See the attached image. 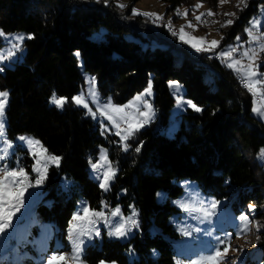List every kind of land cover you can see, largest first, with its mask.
<instances>
[{"label":"trees","instance_id":"16d2710c","mask_svg":"<svg viewBox=\"0 0 264 264\" xmlns=\"http://www.w3.org/2000/svg\"><path fill=\"white\" fill-rule=\"evenodd\" d=\"M137 1L129 0L121 8L112 0L107 5L104 0H0V30L33 37L23 41L21 59L0 71V89L9 93L7 137L32 135L48 154L60 158L44 183L45 198L51 201L36 206V217L54 223L65 239L79 199L91 209L100 208L102 201L111 208L118 205L124 214L132 205L138 212L136 234L125 241L103 238L100 244L87 245L84 260L175 264L176 232L167 218L176 208L170 199L183 191L178 180L191 179L201 192L225 200L235 211L254 205L252 218L260 225L255 249L264 264V159L259 156L264 149V120L253 114L254 96L233 69L211 57L242 31L264 0H249L240 9L215 52H195L163 24L133 15L131 2ZM161 1L168 8L192 3ZM197 1L217 4V0ZM258 69L264 72V51ZM85 77L95 78L101 100L117 104L129 101L151 82L155 116L135 131L126 150L117 135L102 132L99 113L72 100L87 88ZM172 80L182 84L183 96L201 110L186 105L168 135L171 109L178 99L169 86ZM53 93L65 99L61 108L51 103ZM101 146L117 168L108 191L87 170ZM21 151L25 153L21 164L30 171L32 159L26 149ZM62 176L68 180L64 186ZM158 190L165 192V202L156 200ZM153 225L158 233L149 232ZM34 234L35 254V246H40L35 229ZM130 249L136 255L132 262L127 258Z\"/></svg>","mask_w":264,"mask_h":264},{"label":"rangeland","instance_id":"374dc122","mask_svg":"<svg viewBox=\"0 0 264 264\" xmlns=\"http://www.w3.org/2000/svg\"><path fill=\"white\" fill-rule=\"evenodd\" d=\"M112 1H115L119 5H127L129 2V0H112ZM190 1H192V3H190L191 4L190 7L188 5H182L180 7H175V8H168V6L170 5L164 4V2L161 0H139L136 3L131 2V4H133L132 9L135 8L140 13H144V12L157 13L163 16L162 20H159L156 22H154V18H151L153 19L152 22L155 24H163L165 26L169 23V21H171V28L174 29L177 34L173 35V32L169 29V27H165V28L170 32L171 35H173L177 39L180 40L179 33L181 30V27L185 26L184 27L185 33H188L197 38H205V46H207V43L211 42L212 40L220 41V44H222V38L224 36V32L227 31L228 26H230V25H227V26L221 27L222 24H224L226 20L234 21L235 17H237V15L239 14L240 9L243 8L246 5V3H248L249 0H244V3H240V0H217L216 2L217 4L215 5H211L207 2H202V1H197V0H190ZM198 4L200 6L196 7ZM262 8H264V3H259L258 13L256 15H253L248 20V24L242 29L241 32H237V34L234 37H232L230 41H227L222 46V48H220L218 51H220L221 49L229 45H235L237 36H240L242 42H247L248 36L245 32V29L249 26V21L252 20L253 17H259L261 15ZM177 9L181 13L180 16L176 15ZM186 10H187V16H184L183 14L185 13ZM165 11H167L166 15H165ZM209 11L214 13V15H211V17L215 23L209 24L210 21L206 20L205 18L204 19L202 18V20L199 22L196 20V16H199L201 13H207ZM226 13H234V15H225ZM189 22H191L193 27H186V25H188ZM202 22H205V23H202ZM263 24L264 23H262V25ZM262 25H261V32L264 33V30H262ZM217 26H219V28H217ZM0 32L3 33V36H14L17 34H22V35L27 36L24 32L5 33L1 30ZM3 36H0V52H3L4 56L7 57V49L9 45L6 43H3ZM185 45L193 49L189 44H185ZM193 50L195 51V49ZM23 52H25L24 48H22L20 51H18L15 54L16 62L17 60L21 59ZM255 52H256L255 62L259 64L260 55L263 51L259 47H256ZM211 57L215 58V53H213ZM220 60L225 64V66H227V64L224 62V59H220ZM13 63L15 62L9 59H0V69L3 70V68L6 66L11 67ZM248 63H250L248 59H242L243 65H247ZM79 64H81V60L79 61ZM258 71L261 74L260 79L263 81L264 72H261L259 69ZM234 72L238 76L237 72L236 71ZM238 78H239V82L241 83V79L239 76ZM170 82H175V84L179 85V90L181 92V97H182L181 99L187 100V98L183 96L184 89H183L182 84L178 80H172ZM170 82H169V85H170ZM241 85L247 88L245 84L241 83ZM148 87H149V83L147 87H145L142 91L135 94L134 97L130 98L129 101L123 104H117L111 101L112 107L104 109L101 106L107 100H101L99 98V102H100L99 105L94 102H89L87 109L92 110L93 112L99 113V116H97V118L100 119L99 120L100 126L103 125V127L101 126V130L104 134H107L109 132V134L113 133L116 135L117 131H120L123 133L125 130L129 128V124H139L140 120L143 119V117L139 116L138 113L140 111H147L142 108V104L144 100H146L151 106V117L153 118L155 116V111L152 106V99H153V94H154L152 90V86H151L150 95L143 96L142 100H136V97L138 95H143L145 93V90ZM170 89L172 91L173 96L176 97V90L173 87H170ZM0 91L7 92V90H2V89H0ZM255 91H256V95L254 96V99H253L252 112L256 117H258L261 120H264V117H261L260 115H258L257 112L253 111V107L264 109V97L260 95L261 88L257 87L255 88ZM176 101L177 99L175 98L174 105L170 113V121L168 124L169 126L167 127V131H166L168 135L172 134V132L177 127L178 121L181 118L180 114L181 112H183L182 110L186 106L185 104L181 107H178ZM80 106L83 107V105H80ZM112 108H120L121 111L114 112ZM101 112L104 113L103 116L101 115ZM107 115H112L115 119H117L119 121V126L117 127L116 125H113L110 121H108ZM121 117H124V119H121ZM3 119L6 121V114L3 117ZM147 123L148 122L144 123L142 127H139V129L145 127ZM21 136L30 137L33 140H38L40 142V140L37 139L36 137L32 135H27V134L15 136L13 139H10L7 137V140L13 143L12 151L14 152V155H12L8 160L9 166L15 168L16 164L18 163L20 166H22L25 169L24 165L21 164L22 161H24L23 156L25 154L23 151H21L23 149L27 150L29 158L32 159V162L30 163L31 164L30 171H27L26 169L25 171L28 174V181L26 182H31L33 184V187L27 188L25 190L24 196L22 197L24 201L23 206L20 208L19 212H14V215L12 216L13 226L6 229L5 233L0 234V241H2L4 240L5 237L9 236L10 234L15 233V236L12 239L7 240V244L9 245L11 251L4 253L5 257H7V259L5 260V264H8V263L9 264H38V261L42 253L41 252L38 253L36 249H34L35 250V254H34V252L32 251L31 238H33V236L35 235L34 234V229H35L36 234H37V237H36L37 239L35 242L37 243L41 239L42 226H47V229L50 233L47 239L49 255L52 254V252H54L58 248L62 249L63 254L69 257L66 264H73V261L70 255L71 254V241L69 240L70 224L75 223L79 225L81 223H84L86 226L87 222L86 221L72 222V218H71L68 223V228L66 231L65 239H62L57 234V228L56 226H54V223L40 221L37 219L36 206H39L40 204L49 205L51 201L50 199L45 198L44 183L46 181L47 173L51 166L57 167L59 165V162L54 163L51 160L47 159L49 156H55V155L48 154L45 148L43 147V144L40 142V144L36 145L35 147L41 150L44 154L38 158L40 160V164H37V161L33 159V156L35 155V153L30 151L29 146L26 143L21 142L19 140V137ZM117 137L119 138V144H121L122 150H125L124 141L121 140L120 136H117ZM101 156H104V159H100ZM20 158H21V161H20ZM45 162H47V165H48L47 168L45 169V179L41 184L36 185L35 179H36L37 174L33 171V168L43 167ZM93 163L97 164L98 167L105 166V165H111L113 168H115V175L117 173L116 166L113 165L109 160L108 151L106 147L101 146L96 155V159L93 161H90L88 164V167H87L88 174L93 180H95L93 178L95 176V173L91 167V164ZM104 170L105 171L108 170L107 167H105ZM2 175L3 173L0 172V176ZM67 181H68L67 178L64 176H62L60 179V183L62 186H64ZM112 181L113 179L110 181V184ZM177 184L182 187L183 191L178 197L170 199V204L176 208V211H173L167 218L168 222L173 226L176 232V236L172 239L175 264L178 258V253L183 252L186 254H191V250L196 248L198 245H200L201 242H210V243L215 244L216 239L218 237H223L226 234L228 236L230 243L224 246H221V249H220L223 252V247L225 246L228 247V251L225 254L226 261L224 262V264H263L261 261V255L255 249L258 231H257L256 222L253 221V218H252L254 216L255 210L254 208L249 209V205H252V204H247L244 210L235 211L231 207V205L227 203L225 200H219V199L214 198L213 196H210V195H207L201 192L196 182L191 179L190 180L180 179L177 181ZM157 192L158 193H156V200L159 203L165 202V199H166L165 192L162 190H158ZM211 200H216L219 202V204L216 209V215L212 217L210 222L209 221L201 222V219H200L201 214L199 212H192V211L185 210L186 208L191 209L192 207L200 208L202 205L210 206L207 204V202ZM82 203L85 206H88L87 202L84 199H79L75 203L76 205H75V210H74L73 215L77 214V212H80L79 214L81 216L83 215V212L79 209V206ZM117 207L119 206L116 205L111 208V206L108 205V207L105 208L104 205L101 204L100 208L98 209H91V208L90 209L94 211H101V210L105 211L106 215H108V219L111 221H115L118 219V217H112L111 215H109V213L110 211L115 210V208ZM132 207H133L132 205L129 207V210L127 211L126 214H124L123 211L121 210V215L124 217H127L130 214ZM119 208L121 209V207ZM241 214L247 215L251 223L248 224V231L238 236L236 235L235 225L240 223L238 220V217ZM137 219H138V216H137ZM96 227L99 228L100 234L92 235L91 238L83 237L82 238L84 240L83 247L85 246L87 247V245H92L95 243L100 244L103 238L109 239V240L118 239L121 241L129 240L139 230V228H134L128 236L123 237V238H117L115 236L109 235V230L112 228L111 224H105L102 222L100 224H97ZM196 228H199L200 231L199 232L192 231L193 229H196ZM74 230H78V229H74ZM183 230H188L192 232V234L184 235ZM205 230L210 231L212 235L210 236L205 235ZM149 232L151 234H155L159 232V229L153 225V226H150ZM197 237L199 239H197ZM17 254L19 256V259H17ZM135 256L136 255L134 251L130 249L127 253L128 261L132 262ZM192 258L197 259L198 257L192 256ZM105 262L106 264H113V262H107V261ZM58 264H65V262L61 261V262H58ZM86 264L88 263L86 262ZM114 264H119V263L114 262ZM184 264H190V262L186 260L184 261Z\"/></svg>","mask_w":264,"mask_h":264},{"label":"snow or ice","instance_id":"6c2138e0","mask_svg":"<svg viewBox=\"0 0 264 264\" xmlns=\"http://www.w3.org/2000/svg\"><path fill=\"white\" fill-rule=\"evenodd\" d=\"M99 2V0H98ZM104 3L107 5L108 0H104ZM240 3H244V0H240ZM198 4L196 7H199ZM118 7H125V5H119ZM133 15H143L148 18H154V22L162 20L163 16L157 13H140L137 9H132ZM177 16H180L181 13L177 9ZM187 16V10L183 14ZM208 15H214L211 11L207 13H201L199 16H196V20L199 22L202 20V17ZM225 15H234V13H226ZM264 23V8L261 9V15L259 17H253L252 20L249 21V26L245 29V32L248 36L247 42H242L240 36L236 37V44L229 45L218 52L215 50L218 48L220 41L212 40L207 43L205 46V38H197L188 33L184 32V27H181L179 38L185 43L189 44L195 51L197 52H215L217 58L224 59V62L227 64L229 68H232L237 72L238 76L241 79V83L245 84L249 90L253 94L256 95L255 88L260 87L264 89V81L260 79V73L258 71L259 64L255 62L256 52L255 48L259 47L262 51H264V33L261 32V25ZM232 20H226L223 26L232 25ZM165 27H169V29L173 32V35H176V31L171 28V21ZM186 27H193L191 22L186 25ZM0 36H3V33L0 32ZM32 36H25L22 34H17L14 36H3V43L9 45L7 49V57L4 56L3 52H0V59H9L13 62L15 60V54L23 48V41L25 39H32ZM223 39V38H222ZM79 56V53H76ZM242 59H248L250 63L247 65L242 64ZM230 61V62H229ZM2 70V69H0ZM85 82L87 88L82 90L78 95L73 96L72 100L76 105H83L84 108H88L89 102H94L99 105V94L96 90V81L94 77H85ZM170 87H173L176 90V95L178 97L176 103L178 107L183 105H187L188 107L194 108L196 111H200L195 104L191 100H183L179 98L181 96V92L179 90V85L175 84V82H170ZM151 94V82H149V87L145 90L143 95H138L136 100H142L143 96H147ZM260 95L264 97V90L260 92ZM9 93L6 91H0V172L3 173L0 176V234L5 233V230L12 227V216L14 212H19L20 208L23 206L24 192L27 188L33 187V184L28 181V174L25 169L20 166L18 163L15 168L9 166L8 160L14 155L13 143L7 140L6 135V121L3 119L6 112V105L8 103ZM51 102L57 107L61 108L63 103L65 102L64 98H57L56 94L53 93L51 97ZM255 103V101H254ZM104 109L112 107V102L110 99L105 101L101 106ZM142 108L147 111H140L139 116L143 117L140 120L139 124H129V128L125 130L123 133L120 131L116 132L117 136L121 137V140L124 141L125 150L127 149V141L131 139V137L135 134V131L139 130V127H142L144 123L149 122L151 117V106L149 103L144 100L142 104ZM114 112H120V108H112ZM253 111L257 112L258 115L264 117V109L253 107ZM91 113V110H89ZM103 116L104 113L101 112ZM108 121H110L113 125L119 126V121L115 119L112 115H107ZM124 119V117H121ZM103 127V125H101ZM21 142L26 143L29 146L30 151L34 152L35 155L33 159L37 161V164H40V160L38 159L44 153L37 149L35 146L39 145L40 142L38 140H33L30 137H19ZM139 147L136 148L138 152ZM103 151V150H102ZM259 156L261 159H264V149L260 150ZM54 163L59 162V157L49 156L47 158ZM100 159H104V156H101ZM47 162L44 163L43 167H34L33 171L37 174L35 179V184H41L45 179V169L47 168ZM91 167L95 173L93 177L99 184V187L104 190H109L110 181L115 176V168L111 165H105L98 167L97 164H91ZM107 167L108 170H104ZM102 177V178H101ZM102 205L105 208L108 207L107 203L102 201ZM208 205H202L200 208L192 207L191 209H185L186 211L199 212L201 222L211 221L212 217L216 215V209L219 204L216 200H211L207 202ZM253 205H249V209H253ZM79 209L83 212L81 216L79 212L72 216V222L81 221L87 222L85 226L84 223L79 225L72 223L70 224L69 230V240L71 241V259L73 264H86V261L83 258V246L84 240L83 237L91 238L92 235H99V228L96 227L97 224L105 223L111 224L112 228L109 230L110 236H115L117 238H123L128 236L134 228H139V222L137 219L138 213L137 210L132 207L131 212L127 217L121 215V209L119 207L115 208V210L110 211L109 215L112 217H118L117 220L111 221L108 219V215H106L105 211H94L91 210L90 207L85 206L83 203L79 206ZM239 224L235 225L236 227V235L244 234L248 231V224L251 223L249 217L245 214H241L238 217ZM78 229V230H74ZM260 225L257 224V231H259ZM192 231L199 232L200 229L196 228ZM184 235H191L192 232L188 230H183ZM50 235L47 226H42L41 239L37 242L40 246V251L42 255L38 261V264H58V262H67L68 256L64 255L62 249H56L52 254L49 255V249L47 246V239ZM205 235H212L210 231L205 230ZM15 236V233L10 234L5 237L4 240L0 241V264H5V252H10V247L7 244V240L12 239ZM197 239H199L197 237ZM230 241L228 239L227 234L223 237H218L216 239V243L210 242H201L196 248L191 250V254L186 253H178V258L176 264H184V261H189L190 264H224L226 261L225 254L228 251V247H223V252L220 250L221 246L229 244ZM242 251V250H240ZM192 256H197V259H193ZM17 259L19 256L17 254ZM99 264H106L105 261H100ZM114 264V262H113Z\"/></svg>","mask_w":264,"mask_h":264},{"label":"bare ground","instance_id":"6f19581e","mask_svg":"<svg viewBox=\"0 0 264 264\" xmlns=\"http://www.w3.org/2000/svg\"><path fill=\"white\" fill-rule=\"evenodd\" d=\"M204 18H205L206 20L210 21L209 24H210V23H215L211 16L209 17L208 15H205ZM204 18H203V19H204ZM200 23H201V22H200ZM202 23H205V22H202ZM218 23H219V22H218ZM220 23H221V22H220ZM209 24H208V25H209ZM217 25H218V24H217ZM221 27H222V26H221ZM215 28H216V27H215ZM217 28H219V26H217ZM179 98H180V97H179ZM79 213H80V212H79ZM35 249H36V251H37L38 253L41 252V251H40V248H39L38 246H35ZM39 256H40V255H39Z\"/></svg>","mask_w":264,"mask_h":264},{"label":"built area","instance_id":"2783aa9c","mask_svg":"<svg viewBox=\"0 0 264 264\" xmlns=\"http://www.w3.org/2000/svg\"><path fill=\"white\" fill-rule=\"evenodd\" d=\"M202 18H204V16H203ZM214 59H216V60H220V59H222V58H217L216 55H215V58H214ZM96 116H99V115H96Z\"/></svg>","mask_w":264,"mask_h":264}]
</instances>
